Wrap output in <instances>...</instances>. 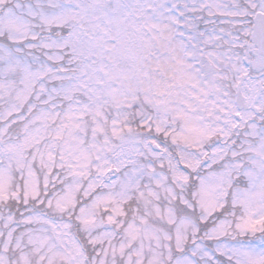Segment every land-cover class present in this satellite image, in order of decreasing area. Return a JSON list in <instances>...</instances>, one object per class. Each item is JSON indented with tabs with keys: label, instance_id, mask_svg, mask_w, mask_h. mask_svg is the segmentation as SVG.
Returning <instances> with one entry per match:
<instances>
[{
	"label": "snow or ice",
	"instance_id": "snow-or-ice-1",
	"mask_svg": "<svg viewBox=\"0 0 264 264\" xmlns=\"http://www.w3.org/2000/svg\"><path fill=\"white\" fill-rule=\"evenodd\" d=\"M0 264H264V0H0Z\"/></svg>",
	"mask_w": 264,
	"mask_h": 264
}]
</instances>
